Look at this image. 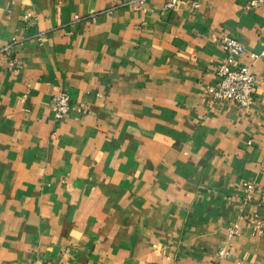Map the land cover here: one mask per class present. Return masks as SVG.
I'll return each instance as SVG.
<instances>
[{"label": "crops", "instance_id": "1", "mask_svg": "<svg viewBox=\"0 0 264 264\" xmlns=\"http://www.w3.org/2000/svg\"><path fill=\"white\" fill-rule=\"evenodd\" d=\"M166 2L0 0V264H264V2ZM223 32L249 107L213 97Z\"/></svg>", "mask_w": 264, "mask_h": 264}, {"label": "built area", "instance_id": "2", "mask_svg": "<svg viewBox=\"0 0 264 264\" xmlns=\"http://www.w3.org/2000/svg\"><path fill=\"white\" fill-rule=\"evenodd\" d=\"M134 1V0H132ZM138 1L137 7H142L145 0ZM182 0H167L165 3L166 9H174ZM264 0H249L247 7L254 8L261 5ZM199 6L198 1L193 2ZM27 24H32L34 15L30 12L25 15ZM220 42L225 50L226 58L217 68V73L220 76V81L213 88L212 94L217 101H231L241 107H249L254 104L256 99L257 85L260 79L253 72L251 66L240 61V57L245 53L246 47L236 37L227 32H223L220 37ZM6 50L11 52L10 45L1 46L0 51ZM251 55L256 58L258 53L252 52ZM10 65L15 66V58L10 59ZM72 106L71 94L68 90L62 89L53 97L54 116L57 120H63L69 113ZM245 200H251L254 192L258 191V209L256 211V219L254 224L257 228L264 226V188H259L253 182H246L244 185ZM239 233V226L231 224L228 230V241ZM229 250L222 248L219 250L220 256H226Z\"/></svg>", "mask_w": 264, "mask_h": 264}]
</instances>
